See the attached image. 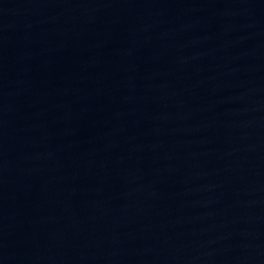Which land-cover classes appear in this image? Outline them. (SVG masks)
Returning a JSON list of instances; mask_svg holds the SVG:
<instances>
[{
    "label": "water",
    "instance_id": "obj_1",
    "mask_svg": "<svg viewBox=\"0 0 264 264\" xmlns=\"http://www.w3.org/2000/svg\"><path fill=\"white\" fill-rule=\"evenodd\" d=\"M0 264H264V0H0Z\"/></svg>",
    "mask_w": 264,
    "mask_h": 264
}]
</instances>
